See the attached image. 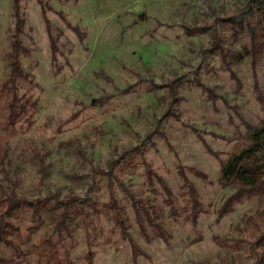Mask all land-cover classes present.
Wrapping results in <instances>:
<instances>
[{"label":"rangeland","instance_id":"obj_1","mask_svg":"<svg viewBox=\"0 0 264 264\" xmlns=\"http://www.w3.org/2000/svg\"><path fill=\"white\" fill-rule=\"evenodd\" d=\"M245 1H20L25 20L22 41L30 52L22 57L19 95L23 102H35L37 109L21 122L23 128L9 143L0 185L8 189L11 180L18 194L31 200L55 191L61 199L79 196L84 206L81 219L68 222L71 235L62 231L63 239L51 231L54 215L48 209L54 206L44 212L46 227L29 233L30 238H14L30 254L21 264H37L30 253L33 246L52 235L63 253L69 251L72 264H85L89 248L95 252L94 264H223L225 260L255 264L249 236L237 227L254 213L257 200L238 204L218 218V210L236 189L222 186L220 161L245 146L247 129L264 120L259 98V92L264 98V56L254 67L248 53L250 36L218 20ZM13 3L0 0V81L10 74ZM43 8L57 39L55 58ZM214 35L223 36L226 60L211 49ZM176 80L179 84L170 91L167 85ZM169 109L176 117L165 118ZM137 145L181 203L185 191L181 170L202 197L205 212L196 226L166 218V227L173 232L168 243L143 238L132 199L121 186L122 182L144 202L163 203L146 182L142 159L135 169L117 168L120 180H114L112 188L106 177L94 173L97 167L107 169L116 151ZM33 149L50 154L47 179H42ZM111 191L126 209L137 256L111 222L93 214L94 206L101 208ZM30 220L28 210L16 225L29 230ZM225 237L236 242L217 239ZM1 249L4 259H16L11 248Z\"/></svg>","mask_w":264,"mask_h":264},{"label":"trees","instance_id":"obj_2","mask_svg":"<svg viewBox=\"0 0 264 264\" xmlns=\"http://www.w3.org/2000/svg\"><path fill=\"white\" fill-rule=\"evenodd\" d=\"M20 1L14 0L13 3L15 26L11 30L10 51L8 54L10 74L5 81H0V131L2 137L0 140V172H6L5 160L9 157V143L23 128L21 122L24 119H29L31 113L37 109L35 102H23L19 95L18 78L24 75L22 57L30 52L22 41L25 20L21 13ZM40 4L44 6L45 3L40 1ZM42 13L47 21L53 57L55 58V54L58 52L57 39L51 32L50 21L46 18V10L44 8ZM61 16L65 17L62 13ZM218 20L224 24H229L236 33H247L250 36L248 53L252 56V62L255 67L257 62L264 56V0H246L242 6L235 8L224 17H219ZM74 30L79 32L76 28ZM222 38V35H214L215 42L211 49L214 53L220 52L222 58L226 60V49L221 45ZM178 84L179 80H176L172 84H168L167 87L170 91H174L173 89ZM209 92L212 93L211 90ZM259 98L264 104L261 92H259ZM171 115L176 117L172 109H169L165 114V118ZM246 136L248 143L245 146L240 148L239 151L231 153L226 160L220 161L222 186L236 189L225 199L218 210V218L221 219L227 216L238 204L257 200L258 206L254 213L246 215L243 219V227L238 226L237 228H242V233L248 234L250 251L256 257L255 264H264V120L259 125L251 126L247 129ZM33 150L34 157L38 160L42 179H47L50 176V164H46V159L50 154L49 152L41 153L37 149ZM116 155L107 161V169L100 167L94 169L96 175L106 177L111 183L109 185L110 188L113 186V181H117L118 177L115 173L117 168L122 170L135 169L140 164L138 160L142 159L149 188L155 195L159 194L163 197V203L144 202L143 199L133 195L121 182L122 189L132 199L139 231L147 242L162 239L168 243L173 238L172 230L166 227L165 220L167 217L175 221L182 220V223H191L193 226L198 224L200 216L205 212L202 197L194 184L188 180L184 170L179 171L185 182V191L181 195L183 203H181L174 195L167 181L158 175L146 162L145 150L142 147L137 145L121 152L116 151ZM190 171L199 177L206 178V175L202 172L195 171L192 168ZM9 183L8 189L0 185V264H21L22 260L26 259L30 254L23 251L20 245H16L14 238L23 235H27L30 238L29 233H36L40 228L46 227L47 224L43 215L50 206H54L48 209L54 215L50 224L52 233L58 234L60 239L63 235L61 234L62 231L67 235H71L72 230L68 222L80 220L82 213H84L82 208L84 206L82 198L79 196L72 195L61 199L59 191L51 192L47 197L31 200L18 194L15 183L11 180ZM28 210L31 211L30 228L25 230L16 225V222L20 221L23 213ZM93 214L98 218L104 216L114 225V230L120 231L124 238L130 241L134 255L139 253L138 245L134 242L129 232L131 227L127 222L126 209L120 203L115 192L111 191L109 200L103 203L101 208L94 206ZM84 217L86 219L89 215L85 213ZM85 219L83 220V225L88 228L90 223L86 222ZM36 224L38 225L36 226ZM52 236L46 237L39 245L33 246L30 253L36 257L37 264H72L69 251L66 250L63 253L59 242ZM217 239L221 243L227 240L236 242L234 237ZM239 242L241 243L242 241ZM3 245L14 251L16 259L8 260L1 256ZM88 246H91V241H88ZM94 257L95 252L89 248L85 256V264H94ZM226 261L223 264H226ZM231 261H234V257L231 258Z\"/></svg>","mask_w":264,"mask_h":264}]
</instances>
